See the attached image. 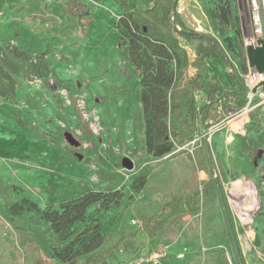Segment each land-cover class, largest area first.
<instances>
[{
	"label": "rangeland",
	"instance_id": "rangeland-1",
	"mask_svg": "<svg viewBox=\"0 0 264 264\" xmlns=\"http://www.w3.org/2000/svg\"><path fill=\"white\" fill-rule=\"evenodd\" d=\"M65 1L23 0L20 8L0 11V45L16 42L32 59L42 55L50 70L26 81L24 67L14 100L0 96V264H15L22 252L14 235L18 228L41 246L39 264H83L86 256L75 255L76 241L89 231L102 236L92 254L119 242L105 264H133L162 245H168L169 255L160 264H239L219 193L212 189L214 180L225 197L243 263L264 264V73L248 66L241 74L236 52L227 50L247 101L236 113L217 109L207 126L198 122L194 137L197 143L207 141L203 169L191 147L184 148L191 140L155 157L145 147L140 77L126 59V40L116 28L124 11L112 0H75L79 15L65 28ZM130 1V11L151 5L148 0ZM239 1L246 53L253 24L248 0ZM177 9L187 27L213 34L225 46L205 16L203 0H178ZM260 14L259 39L264 41V0ZM180 42L192 61L196 42ZM212 66L211 75L227 71L224 63ZM194 74L188 67L187 77L174 76L183 85ZM195 99L197 107L205 102L202 92ZM65 131L79 141L78 147L69 145ZM123 157L132 162L131 169L122 166ZM139 179L144 183L136 190ZM88 190H118L122 198L107 210L91 206L82 221L52 235L41 211ZM196 192L199 196L190 207L178 206L159 216V226L142 225V219L160 213L162 204ZM6 194L30 210L10 214ZM69 245L72 253L62 258L59 253ZM178 252L182 258L175 257ZM222 254L226 261L219 258Z\"/></svg>",
	"mask_w": 264,
	"mask_h": 264
},
{
	"label": "trees",
	"instance_id": "trees-1",
	"mask_svg": "<svg viewBox=\"0 0 264 264\" xmlns=\"http://www.w3.org/2000/svg\"><path fill=\"white\" fill-rule=\"evenodd\" d=\"M124 12L120 15L116 28L121 38L126 40V59L140 77L141 101L145 116V147L155 157L171 153L176 147L194 138L197 125L200 122L207 126L206 121L213 118V112L221 109L225 113H236L246 104L247 90L235 72L227 50L236 52L238 70L246 74L248 62L241 41V23L237 13L235 0H203L205 16L214 32L223 36L225 46L213 35L187 27L177 12L178 0H148L150 6L144 9L130 11L129 0H113ZM23 6V0H0V11L5 7L16 9ZM75 16L69 17L66 27H69ZM45 22L49 19L38 18ZM180 39L187 43L196 42L193 49V60ZM220 59L228 69V75L235 80L234 87L223 86L217 77L207 73V59ZM174 65V71L172 69ZM27 68L26 81L42 74L48 75L50 70L42 55L32 59L30 55L16 46L0 45V96L10 100L15 98L17 77L23 68ZM188 67L195 69L193 77H188L183 85L175 79L187 77ZM202 92L205 102L196 106L195 93ZM81 123L84 120L79 116ZM207 141L202 139L193 147L194 161L203 169L206 161ZM136 190L140 189L144 179L137 181ZM219 193L224 217L227 223L229 238L233 243L235 255L239 264H244L233 224L230 219L228 206L219 183L214 180L212 189ZM207 193V191H206ZM199 196L198 192L186 196L183 200H171L161 205L160 213L142 219L143 226H159L158 217L172 213L178 206L190 207ZM207 196V194H206ZM7 210L17 215L30 210L24 202L13 201L5 195ZM122 194L118 190L99 191L88 190L81 195L64 200L57 207H46L40 213L47 230L54 236L66 231L73 224L80 222L86 216L88 209L98 205L99 209L107 210L119 204ZM90 233L76 241V254H84L83 264H105L107 259L114 257L118 244L114 243L107 249L92 252L102 244L99 232ZM22 252L15 264H39L37 258L41 246L29 238L22 229L14 234ZM71 245L61 251L62 258L72 253ZM226 261L225 256H219ZM21 259V260H20Z\"/></svg>",
	"mask_w": 264,
	"mask_h": 264
},
{
	"label": "built area",
	"instance_id": "built-area-1",
	"mask_svg": "<svg viewBox=\"0 0 264 264\" xmlns=\"http://www.w3.org/2000/svg\"><path fill=\"white\" fill-rule=\"evenodd\" d=\"M249 7L251 10V21L253 24V40L250 42L253 46L258 45L257 42L254 43V39H259L263 35V19L260 14V8L262 4V0H248ZM199 138L194 137L190 142H188L185 147L190 146L191 149L189 150L191 153L193 151V147L198 144ZM178 149H181L179 147ZM171 153H168L166 155H169ZM169 255V248L168 245H162L148 253H145L143 255H140L137 257L133 264H160L163 259H166ZM175 257L177 259L183 257L182 252H178L175 254Z\"/></svg>",
	"mask_w": 264,
	"mask_h": 264
},
{
	"label": "water",
	"instance_id": "water-1",
	"mask_svg": "<svg viewBox=\"0 0 264 264\" xmlns=\"http://www.w3.org/2000/svg\"><path fill=\"white\" fill-rule=\"evenodd\" d=\"M257 46L250 45L246 49V59L249 67L255 66L259 71L264 73V41L262 39H257ZM65 140L69 143L70 146L78 147L79 141L70 133L65 131L63 133ZM78 159H81V155L77 154ZM123 167L131 169L133 164L132 162L123 157L121 160Z\"/></svg>",
	"mask_w": 264,
	"mask_h": 264
},
{
	"label": "crops",
	"instance_id": "crops-1",
	"mask_svg": "<svg viewBox=\"0 0 264 264\" xmlns=\"http://www.w3.org/2000/svg\"><path fill=\"white\" fill-rule=\"evenodd\" d=\"M113 1V0H112ZM130 1V0H129ZM114 2V1H113ZM69 3V4H68ZM75 0H69V1H65L64 3H63V13H64V15H65V17H66V19L67 18H69V17H72V16H77V15H79V14H77V12L75 11ZM115 4H116V2H114ZM131 3H132V1H130V6H131ZM71 5V6H70ZM116 6H118L117 4H116ZM73 7H74V9H73ZM119 8V7H118ZM238 10L239 11H241L242 10V6H241V3H240V1L238 0ZM177 12L179 13V9H177ZM202 12V11H201ZM74 14V15H73ZM180 16V15H179ZM191 16L193 17V14H191ZM240 18H242V19H240L241 20V25H242V28L244 27L243 26V17L241 16V14H240ZM194 19L196 20V18L194 17ZM206 20V19H205ZM181 40V39H180ZM6 44H11V45H13L14 44V46H16V47H18V44L16 43V42H13V41H10V43H6ZM193 60V59H192ZM207 63H208V66H209V68H208V75L210 76V77H213L214 75L217 77V79L220 81V83L223 85V86H225V87H234L235 86V80L233 79V78H231L229 75H228V69H227V71H221L220 72V74H217V72H214L212 75H211V73H210V71H211V69H213V66L212 65H214V66H222V61L220 60V59H216V58H211V59H207ZM205 96V95H204Z\"/></svg>",
	"mask_w": 264,
	"mask_h": 264
}]
</instances>
